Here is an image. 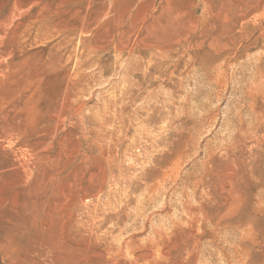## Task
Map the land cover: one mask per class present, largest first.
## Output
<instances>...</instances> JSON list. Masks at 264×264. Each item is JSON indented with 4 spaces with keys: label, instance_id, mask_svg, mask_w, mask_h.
<instances>
[{
    "label": "rangeland",
    "instance_id": "374dc122",
    "mask_svg": "<svg viewBox=\"0 0 264 264\" xmlns=\"http://www.w3.org/2000/svg\"><path fill=\"white\" fill-rule=\"evenodd\" d=\"M0 264H264V0H0Z\"/></svg>",
    "mask_w": 264,
    "mask_h": 264
}]
</instances>
